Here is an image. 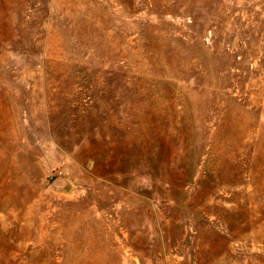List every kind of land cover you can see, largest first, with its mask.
Returning a JSON list of instances; mask_svg holds the SVG:
<instances>
[{
  "label": "rangeland",
  "instance_id": "1",
  "mask_svg": "<svg viewBox=\"0 0 264 264\" xmlns=\"http://www.w3.org/2000/svg\"><path fill=\"white\" fill-rule=\"evenodd\" d=\"M0 264H264V0H0Z\"/></svg>",
  "mask_w": 264,
  "mask_h": 264
},
{
  "label": "water",
  "instance_id": "2",
  "mask_svg": "<svg viewBox=\"0 0 264 264\" xmlns=\"http://www.w3.org/2000/svg\"><path fill=\"white\" fill-rule=\"evenodd\" d=\"M51 187L57 190H67L69 182L65 177L57 176L52 180Z\"/></svg>",
  "mask_w": 264,
  "mask_h": 264
}]
</instances>
